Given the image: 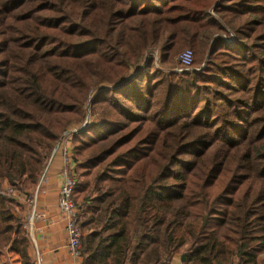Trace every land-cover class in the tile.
<instances>
[{"label":"trees","instance_id":"16d2710c","mask_svg":"<svg viewBox=\"0 0 264 264\" xmlns=\"http://www.w3.org/2000/svg\"><path fill=\"white\" fill-rule=\"evenodd\" d=\"M89 98L82 264H134L161 222L166 261L264 264V0H0V264H37L21 197Z\"/></svg>","mask_w":264,"mask_h":264},{"label":"built area","instance_id":"2783aa9c","mask_svg":"<svg viewBox=\"0 0 264 264\" xmlns=\"http://www.w3.org/2000/svg\"><path fill=\"white\" fill-rule=\"evenodd\" d=\"M178 68L175 69L176 72H183L189 69L193 63V53L191 50L187 49L182 51L178 57ZM91 98L88 99L87 112L84 121L80 125H74L66 129L60 138L55 143L53 150L42 174L39 177L38 183L35 188L26 196L21 197L24 203L28 207V214L26 218V229L29 233L31 242L36 249V241L34 238V222L37 217L38 212V201L39 195L42 190V184L45 181V176L48 168L51 165L52 159L56 154L60 155V170L59 178L60 184L58 189L57 206L60 213V219L64 223V230L66 233V251L69 258L72 260L73 264H82V258L80 256L81 250V231L79 228V218L76 203L73 199V190L77 182V178L74 172V161L72 159V137L78 132L87 128L92 121L90 112V102ZM0 190H3L6 195H15V192L5 185L0 186ZM37 261L39 262V255L36 249Z\"/></svg>","mask_w":264,"mask_h":264},{"label":"crops","instance_id":"0c3cea01","mask_svg":"<svg viewBox=\"0 0 264 264\" xmlns=\"http://www.w3.org/2000/svg\"><path fill=\"white\" fill-rule=\"evenodd\" d=\"M59 170L60 161L57 158L51 165V171L42 184L39 195L38 212L34 222V238L39 262L35 247H31V253L37 264H73L66 251V233L57 206ZM22 216H25V213ZM163 223L154 228L153 239L145 242L143 251L136 257L134 264H182L180 256L178 259L179 254H174L169 261H166V242L162 237ZM192 239L191 236H185L180 249L186 248ZM12 257L15 264H20L17 256Z\"/></svg>","mask_w":264,"mask_h":264},{"label":"rangeland","instance_id":"374dc122","mask_svg":"<svg viewBox=\"0 0 264 264\" xmlns=\"http://www.w3.org/2000/svg\"><path fill=\"white\" fill-rule=\"evenodd\" d=\"M179 55V54H178ZM178 55L175 57V66H174V69H177L178 68V60H177V57H178ZM190 69V68H189ZM178 73V72H177ZM86 108H87V105H86ZM86 108H83L84 109V112H85V115H86V112H87V110H86ZM47 176H45V178H46ZM32 243V242H31ZM185 243H186V240H185ZM179 256L180 255H178V259H179ZM9 259V263L10 264H15V260L13 259V258H8ZM179 261V260H178Z\"/></svg>","mask_w":264,"mask_h":264},{"label":"water","instance_id":"95a60500","mask_svg":"<svg viewBox=\"0 0 264 264\" xmlns=\"http://www.w3.org/2000/svg\"><path fill=\"white\" fill-rule=\"evenodd\" d=\"M181 259H182V261H183V260H184V257H182Z\"/></svg>","mask_w":264,"mask_h":264}]
</instances>
